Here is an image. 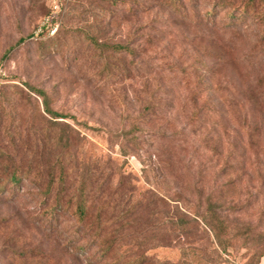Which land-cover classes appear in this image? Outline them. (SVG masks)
Wrapping results in <instances>:
<instances>
[{"label": "rangeland", "instance_id": "1", "mask_svg": "<svg viewBox=\"0 0 264 264\" xmlns=\"http://www.w3.org/2000/svg\"><path fill=\"white\" fill-rule=\"evenodd\" d=\"M216 1L0 0V264H264V0ZM208 201L253 238L211 263Z\"/></svg>", "mask_w": 264, "mask_h": 264}, {"label": "trees", "instance_id": "2", "mask_svg": "<svg viewBox=\"0 0 264 264\" xmlns=\"http://www.w3.org/2000/svg\"><path fill=\"white\" fill-rule=\"evenodd\" d=\"M215 3V2H214ZM217 4H224L225 8L229 9L228 13L230 17L234 18V14L232 12V9H235V5L233 3L225 2L224 0H218L216 1ZM252 3V0H248L246 2V6H250ZM232 8V9H231ZM239 10V14H237V18H243V14L246 12V7L243 8H237ZM46 29V26L43 25L39 33H44ZM40 34V35H41ZM116 47H122L121 45H116ZM27 88L36 93L38 96L42 98V106L44 112H46L51 119H59V118H65L67 117V114L53 110L50 107L49 104V98L45 90L41 88H36L30 84H26ZM52 121H58V120H52ZM62 173V171L60 172ZM8 179L11 183L17 184L18 180L21 178L19 172L16 170L11 171L7 174ZM1 185V184H0ZM3 185V184H2ZM0 188H5V186H0ZM50 189H47L49 191ZM62 201L59 199L55 204H52L50 208H47L44 210L43 215L51 219L56 214V209L59 208L62 210ZM223 209L222 205H218L216 203H213L211 201L207 202V205L205 207L204 213L200 215V220L204 227L206 228L207 233L210 236L211 244L214 247V251L216 252L214 255L209 256L207 258L208 262H217L218 261V255L219 252H227L228 247L232 244V241L239 235H244L246 239L252 238L251 228L249 225H245L241 227H237L234 224H231V221H229L227 218L221 216L219 214V211ZM75 212L77 213L78 218L83 221L87 219L88 216V209L86 205V199L85 197H82L81 195L78 196V200L75 204ZM101 223H98L97 230L94 232L95 239L101 236ZM180 225H183V223H180ZM259 240V242H258ZM100 245L99 248L102 251L101 258L104 256V254L112 253L114 250V244L111 240L106 238H100L99 241H97ZM262 245L263 247L260 249V251L257 253V256L261 257L264 255V234L259 233L257 237H254V245L253 248H257L258 246ZM196 255L195 249H183L182 250V260L180 262H169L165 260H157L154 261L153 258L147 256V254H141L139 256H136L130 260H128L124 264H197L199 261L198 258L192 259L191 256ZM220 257V255H219ZM24 263L31 264L32 262H28L26 259L23 260ZM34 264H39L38 262H34Z\"/></svg>", "mask_w": 264, "mask_h": 264}]
</instances>
